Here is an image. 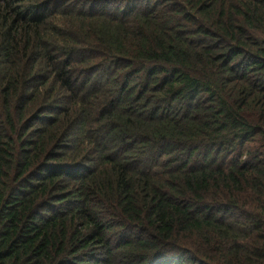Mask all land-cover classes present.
Masks as SVG:
<instances>
[{"label":"trees","instance_id":"1","mask_svg":"<svg viewBox=\"0 0 264 264\" xmlns=\"http://www.w3.org/2000/svg\"><path fill=\"white\" fill-rule=\"evenodd\" d=\"M0 264H264V0H0Z\"/></svg>","mask_w":264,"mask_h":264}]
</instances>
